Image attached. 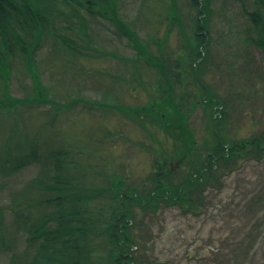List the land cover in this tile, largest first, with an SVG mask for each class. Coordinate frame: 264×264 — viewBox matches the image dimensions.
Here are the masks:
<instances>
[{"label":"rangeland","instance_id":"374dc122","mask_svg":"<svg viewBox=\"0 0 264 264\" xmlns=\"http://www.w3.org/2000/svg\"><path fill=\"white\" fill-rule=\"evenodd\" d=\"M203 1L202 19L211 43L200 48L202 57L194 63L191 53L198 47L194 33L199 14L190 0H104L95 17L80 2H73L81 4L79 10L86 19L89 56L69 59L47 47L35 58L38 66L34 67L46 84L43 92L35 88L26 64L13 65L10 91L21 103L8 107L9 112L0 110V152L14 126V139L23 142L21 134L27 135V147L38 144L41 157L50 145L68 151L75 158L72 174L87 176L88 186L103 187L110 181L114 187L146 192L162 158L168 159V166L173 163L172 177L179 184L189 172L188 156L180 167L175 164L183 149L180 139H167L169 135L156 131L141 116L149 109L157 119L156 114L164 110L154 105L166 103L170 93L165 89L171 87L175 102L188 105L181 110L187 115L185 128L191 132L196 121L206 126V113H210L206 105L215 99V103H227L223 112L227 113L224 120L231 122L227 136L240 141L262 136L264 46L256 42L262 25L256 29L252 21L255 2ZM60 7L69 13V6ZM258 17L264 21V9ZM64 19L58 17L56 24ZM161 63L168 69L164 74L157 69ZM193 67L199 80H194ZM204 86L211 90L210 96L204 95ZM2 94L1 89L4 108ZM133 109L140 111L133 113ZM165 110L163 117L172 111ZM156 119L151 122L166 125V120ZM172 127L170 135L178 137L179 124ZM193 140L197 145L192 142L191 146L199 147V156L211 154L206 141L214 139ZM241 158L223 176L218 171L222 178L212 180L214 186L205 187L198 213L165 205L144 213L139 206L133 207L137 223L133 233L141 244L134 251L144 264H264V155ZM41 166L34 163L7 178L0 174V183H5L0 206L7 218L6 243L19 237L20 248L26 240L15 225L11 201ZM94 202L99 205L98 200ZM10 255L8 249H0V264H7Z\"/></svg>","mask_w":264,"mask_h":264},{"label":"trees","instance_id":"16d2710c","mask_svg":"<svg viewBox=\"0 0 264 264\" xmlns=\"http://www.w3.org/2000/svg\"><path fill=\"white\" fill-rule=\"evenodd\" d=\"M103 1L0 0V91L3 90L2 95L7 106L3 108L0 104L2 108L0 110L9 112L8 107L21 103V99L13 96L10 91V77L18 63L23 62L29 67L35 88L43 92L46 84L34 67L38 66L35 58H38L47 47H52L54 53L67 56L69 59L89 56L90 33L79 8L82 4L87 12L95 17ZM73 2L81 4L74 5ZM190 2L197 8L199 14L194 33L198 47L191 53L194 63L202 57L200 48H208L211 41L208 39L209 31L203 24L206 20L202 19L206 8L204 1ZM254 2L256 5L252 13L254 27L257 29L262 25L260 37L256 42L264 46V21L258 17L260 11L264 9V0ZM241 3L246 8L244 2ZM60 6H69V13L62 11ZM62 16L66 18L63 25H57V18ZM113 21L115 22L114 18ZM68 32H72L71 36ZM128 35L133 37L130 33H127ZM129 44L135 46L133 42ZM136 47L142 49L138 43ZM157 69L163 71L159 66ZM193 71L196 80L199 76L197 67H193ZM169 91L166 103L156 101L154 105L164 110L156 114L157 119L153 118L152 111H155L149 109L143 110L144 114L141 116L183 122L186 114L181 110L180 104L173 99V88L171 87ZM203 93L210 96L207 89L203 90ZM207 98L205 97L206 100ZM213 101L207 103L212 105L209 108L210 120H219L225 125L227 121L224 118L218 115L213 118L216 114L213 106L220 104ZM167 108L173 113L170 112L163 117L161 113L168 111L165 110ZM131 111L138 113L140 110ZM179 126L178 129H184L180 124ZM16 128L11 126L12 133L2 146V152L5 150V153L0 152L1 176L10 177L34 163L42 166L36 176L15 191L11 201L15 225L19 232L25 235L26 245L22 248L19 246V237L18 241L11 237L10 242L6 243L7 218L5 208L0 206V249L6 248L11 253L7 264H144L143 257L134 251L141 245L133 233L137 227L133 214L135 205L144 213H151L156 211L161 205L160 201H163L165 206L179 207L184 213H198L204 205L202 195L205 187L214 186L211 185L212 180L219 181L222 178L216 175L218 171L222 176L229 172L240 156L242 158L254 156L260 159L264 155V139H257L258 137L241 141L214 139L212 143L207 140L210 157L208 155L204 158L203 155L199 156L198 152H189L187 162L185 161L189 172L179 184L173 180L168 159L162 158L156 166L152 187L146 192L139 188L114 187L110 181L106 186L95 187L87 185L89 184L87 176L79 177L72 174L71 165L75 163V158L70 156L68 151L50 145L41 157L38 144L33 143L30 144V148L27 147L30 142L27 135L21 134V137L25 138L23 142L14 139ZM188 143L190 145L187 144L186 147L191 150L189 148L192 142ZM215 156H218L216 166L210 164L207 169L202 168L208 158ZM4 186L5 183H0V191ZM35 192L36 196H29ZM95 200H98L99 205L94 202ZM142 202L145 204H141ZM96 239L98 243L93 244ZM147 263L153 264L150 261Z\"/></svg>","mask_w":264,"mask_h":264},{"label":"flooded vegetation","instance_id":"af4514ba","mask_svg":"<svg viewBox=\"0 0 264 264\" xmlns=\"http://www.w3.org/2000/svg\"><path fill=\"white\" fill-rule=\"evenodd\" d=\"M201 77H198L197 79L199 80ZM165 80L166 81H168L167 80V78H165ZM169 82V81H168ZM167 82V83H168ZM200 83V82H199ZM202 86H203V84H202ZM201 86V87H202ZM204 88H206L208 91H211L209 88H207L206 86H204ZM166 91H168V93H170V88H166L165 89ZM174 90V89H173ZM173 93V92H172ZM215 100V99H214ZM207 101V100H206ZM225 105H227V104H224V105H222V104H216V105H214L213 106V108L215 109V111H216V114L215 115H213V118H216L217 117V115H218V117H221V118H223L224 116H226L227 115V113H226V115H224L223 114V112H224V106ZM185 106H188L187 104H181V107L182 108H184ZM206 107H207V109H209V108H211L212 107V105L210 104V105H206ZM219 109V111H217ZM209 111H210V109H209ZM207 112V111H206ZM186 117H187V115H186ZM210 117H211V113H209V112H207L206 113V122H204L205 124H206V126L204 125V126H202V123H201V120H200V123L198 122V121H196V123L198 124L197 125V127H195L194 129H193V132H191V130L189 129V128H185V127H187L186 125H185V121H183V122H175V121H167L166 122V125H165V123H160V122H157V123H160V125H162V124H164V126L165 127H172V126H174V125H176V124H183V127L186 129V130H188L189 131V134L188 135H186L185 134V132H183V134H180V136H174V135H171V136H168L167 137V139H180V145L182 144V150H184L185 151V153H187V151H188V149L183 145V141L185 140V139H234L233 137H229V136H227V134L230 132L229 130H227V125H229V124H231V122L230 123H228V121L226 122V124L224 125V126H226V128L223 126V127H214L212 130H213V134L211 133V129H210V131L209 130H205V128H207V123L210 121ZM201 119V118H200ZM150 119H147V123H151L152 125H153V127L154 128H156V131H159V132H165L164 131V126L162 125V126H159L157 123H152L151 122V120L149 121ZM201 125V126H200ZM158 128L160 129V130H158ZM203 128H204V130H203ZM202 129V130H201ZM262 132H263V130H262ZM180 133H181V131H180ZM263 134H264V132L262 133V136H260V137H258L257 139H264L263 138ZM157 137H155L154 139H156ZM247 139V138H246ZM192 142H194V143H196V145H197V141H192ZM200 143V142H199ZM199 146V145H198ZM196 148H199V147H196ZM196 148H195V150H196ZM227 148H230V147H228L227 146ZM184 153V154H185ZM209 155V157H210V154H208ZM187 158V154H185V155H183L182 157L180 156V158L176 161V165H177V162H179V161H181V163H180V165H177L178 167H180L183 163H184V161H185V159ZM217 160H218V156H215L214 158H208L205 162H204V165H203V167L202 168H206L207 169V167H208V165H210V164H212V165H214V166H216V164H217ZM170 165H169V168H170V171H173V169H174V166H173V163H169ZM187 164V163H186ZM201 168V169H202ZM141 204H145V202H142ZM159 204H161V205H166L163 201H160V203ZM172 205H177V204H172Z\"/></svg>","mask_w":264,"mask_h":264},{"label":"bare ground","instance_id":"6f19581e","mask_svg":"<svg viewBox=\"0 0 264 264\" xmlns=\"http://www.w3.org/2000/svg\"><path fill=\"white\" fill-rule=\"evenodd\" d=\"M156 64V63H155ZM163 71L161 72V74H164L165 73V71L166 70H168L167 69V67H166V65H165V63H161V65L159 66ZM175 95V94H174ZM175 98V97H174ZM152 120V119H151ZM155 122H156V120H154ZM224 125L222 124V122L221 121H219V120H210L208 123H207V129L210 131V129H213L214 127H223ZM167 131H165V134H167V135H169V136H171L170 135V131H172L174 128L173 127H167ZM187 129V128H186ZM185 128L184 129H182L181 130V134H183V132H185V134L186 135H188L189 134V131L188 130H186ZM178 136H180V133H179V135ZM193 141V139H185L184 141H183V145L186 147V145L188 144V145H190V143H188V142H192ZM187 148V147H186ZM190 149L191 150H193V153H196L197 152V150H195V149H193V147L192 146H190ZM185 151L184 150H182L181 151V154H180V156L182 157L183 155H185V154H187L188 155V151H187V153H185ZM179 159V158H178ZM176 161V160H175ZM193 161V160H192ZM180 163H181V161H179V162H177V165H180ZM176 165V167H178ZM170 172H172V171H170ZM174 175V174H173Z\"/></svg>","mask_w":264,"mask_h":264}]
</instances>
